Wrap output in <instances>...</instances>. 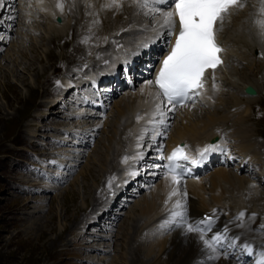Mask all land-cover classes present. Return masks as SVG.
Returning <instances> with one entry per match:
<instances>
[{
    "label": "rangeland",
    "instance_id": "1",
    "mask_svg": "<svg viewBox=\"0 0 264 264\" xmlns=\"http://www.w3.org/2000/svg\"><path fill=\"white\" fill-rule=\"evenodd\" d=\"M74 10L73 6L74 13L66 20L70 28L63 33L52 30L53 24L47 19L38 24V16L26 25L22 23L23 29L15 23L11 25L14 8L7 13L8 19L0 23V264H136L142 260L161 264L167 257L165 251L160 252L158 262V257H135L131 252L139 247L143 253L155 237L156 228H147L141 209L163 175L145 167L147 179L138 177L126 184L127 193L116 197L114 206L107 207L105 201L110 178L105 162L112 148L105 154L103 145L115 135L113 126L119 125L123 97L136 93L143 81L136 79L130 85L115 86L107 94L105 116L99 113L100 108L96 110L98 117L85 116V111L96 109L87 98L79 104L87 87L64 90V81H70L75 70L80 68V74H84L85 60L91 59L94 51L92 45L80 39L83 21L79 22L81 15ZM87 11L88 8L84 14ZM104 20L107 30L118 23L119 17L109 15ZM109 51L110 48L103 50L101 55L105 57ZM61 58L66 62L64 68L57 66ZM100 62L93 66L97 72L99 64H106ZM53 68L61 74L58 83L49 77ZM257 75L253 82L263 91L259 89L261 96L254 103H261L264 111V71ZM74 77V81L82 78ZM61 91L66 97L58 96L60 102H55ZM201 111L206 110L200 107L190 113ZM241 118L245 121L248 116L242 114ZM261 125L260 118L249 127L251 131L261 130ZM77 154L81 158L74 162ZM114 154L120 164L118 152ZM74 163L72 171L69 168ZM129 168L132 167L127 172H134ZM127 177L128 174L123 179ZM65 178L68 179L64 182ZM131 179L122 181V187ZM105 207L107 213H103Z\"/></svg>",
    "mask_w": 264,
    "mask_h": 264
},
{
    "label": "bare ground",
    "instance_id": "2",
    "mask_svg": "<svg viewBox=\"0 0 264 264\" xmlns=\"http://www.w3.org/2000/svg\"><path fill=\"white\" fill-rule=\"evenodd\" d=\"M40 1L41 0H36V3L40 4ZM70 1L71 3H73V6L75 8L74 11L79 12L81 15L80 17H78L79 22L86 20L88 21L87 23L91 22L87 19V15L84 14L87 8L89 11L91 9L93 11L94 8H98L100 10L105 6V3H107L106 0ZM108 2H110V0H108ZM57 5L58 4L56 2H53L52 0H44V4L42 5V7L47 13V21L50 20V17L52 15H60V12H62V10L57 7ZM57 8L60 10V12L57 11ZM122 8L124 9H120V7H118V11L116 9V12L111 13V16L119 17L120 20H122V23L118 22L113 24L112 26L113 29L117 31H119V29H121L122 27L128 26L134 22V16L130 13L132 9L133 12L138 13L142 17L145 16L146 10L140 12V9L137 10L136 7L131 5L123 6ZM259 9V0H249L248 5L235 12L230 17L228 23L224 25L223 41L231 45L230 52H228L229 65L221 64L216 68L214 72V83L216 85L217 82V85L214 88H211L213 86V71H209V89L201 92L200 94L205 102L203 103L205 105L202 104V107L206 111L190 114H187V111L184 117L181 118V124H174V135L171 136L170 141L166 145V154H169L172 151V148L178 142H180L182 138H184L185 134L198 139L213 135L216 131L214 129V126H216L217 123L221 125L226 124V115L217 116L221 113V108H228V106L230 105H233L236 108L237 105L241 106V104H239L242 100L239 96L240 93H232L231 96L228 97L223 95L224 91L220 93V89H222L223 87H228V84L233 85V87L235 88L237 86L239 92L240 89H243V87L247 83H250L257 87L255 82L251 81L250 73L252 72L254 75H256L261 73V71H264V58H257L252 53L253 48H264V35H261V32L258 29L257 24L255 23V21L264 18L258 15ZM62 19L63 20L61 24L53 23V25H51L52 30H54L55 32L63 33V30L70 28L68 21H66L65 18ZM154 22L157 24L156 20H154ZM142 34L143 36L140 40L144 42L148 35L144 34L143 32ZM136 44L137 41H134L131 45L135 47ZM233 45L239 46L237 50L234 49ZM221 46L223 48L225 44L221 43ZM101 54L102 52L99 55ZM138 54L139 52L137 50H131L127 53H121V55L117 56L116 53L111 50L109 51V53L106 52L104 54L105 57L101 55L100 58H98V61L100 62V60H102L103 62H106V64L104 65H107L109 62L115 64V66H111L106 69L107 71H104L106 75H111L115 73V67L117 64L123 63L125 64V67L127 65L134 66V64L136 63L135 58H139V60L143 59V62H145L147 54H145V56L143 55V57L142 55L138 56ZM151 56L152 55L149 54V58H151ZM234 63H236V65H234ZM239 64L241 67L239 66ZM147 66L150 65L147 64ZM97 70L100 71L101 68L99 67L97 68ZM157 94V90L153 87V85L149 86L147 81H145L144 84H141L139 86L136 93L127 94L123 97L124 99L121 101L118 118L119 125H122L113 126L115 135L111 136L110 138L108 137L106 143H104L103 145V148L105 146V154H108L110 152L109 150H111L112 148L111 154H108L109 159L105 162V166H109V169L107 170L108 172L113 171L117 167V158L114 152L117 151L119 154V152L124 150L125 148V143L127 141L126 138H128V136L139 135V133L141 132L137 122L140 119H144L143 122H146V120H148L150 116L153 117L154 115H156L155 108L157 104H159L161 108L164 109L163 103L158 98ZM236 95H238L239 98H237ZM257 96L246 97L247 100L245 102L249 105L256 99ZM55 102H60V98L57 97L55 99ZM208 105H210L211 107ZM182 110H185V108H183ZM248 110V106H245L243 108V115L246 114ZM241 115L240 117H238V115L233 120L234 124L239 125L242 122L241 120H244L243 118H241ZM138 116L140 117L139 120L137 119ZM167 118L168 115L165 113L163 122ZM198 123L199 126L196 127ZM150 126L153 130L159 131L158 125L156 123H151ZM163 127H166V124H163ZM236 136L240 137V144L238 147L239 152L245 153L244 148L251 151L252 153L254 152V146L251 144V142L246 140L243 133L239 134V132H236ZM150 137H153V134H151ZM187 155L191 159V156L188 153ZM132 168H129V170H134V168ZM104 170L105 168L103 165V173ZM134 172L136 171L134 170ZM165 173L166 172L164 171L163 178L155 187V191L151 198L142 206L143 208L141 209V214L146 217L145 223H150L153 226H157L165 230L167 234H165L164 236L167 235V238H163L162 235L154 237L153 239H151V246L144 250L143 253L140 252L141 248H134L131 252L133 256L139 257L141 254H143L146 258L151 256L155 258L158 257L155 260L158 262L159 256H161L160 252L165 251L164 253L167 254V257L161 264H252V259L250 256L246 255V251L242 247V244L247 242H255L258 245L259 252H257V259L254 264H256V262L261 259L260 254L264 252V246L261 245V242L258 239L249 240L244 232L245 227L241 225L245 224L247 218L245 217L241 219L239 221L241 224H238L237 219H224V216L220 211V208H224L223 203L225 202L226 195H229L230 199L236 201V203L241 202L243 196L245 195V191L249 190L250 187V185L248 184L249 181L246 178L241 177L237 173L228 169L214 170L208 181L210 198L206 199L205 195H203L204 185L200 180H198L197 176H189L187 179L185 178L183 180L182 186H180L172 182L170 174L165 176ZM128 177H130V179L133 178L129 175V172ZM122 181H124L123 178L120 180V182ZM124 184L125 182L123 183V185ZM173 188H177L180 195L172 196L171 199H169V193ZM122 189L123 187L121 186L119 190ZM181 189L183 190L182 192ZM118 191L115 192L114 189L112 191L107 190V194H109L111 197L107 198L105 201H108L109 204L112 196L114 195V198L116 194L118 195L121 192ZM186 193H189L190 196L185 195ZM177 199H181L186 204V215L188 223L201 221L202 219L199 217V214L204 212V209H208L209 213L213 215V221H211L210 223H202L200 224V227L201 229L205 230V239H211L213 235H220L222 237H225L219 244L216 245V252H213L211 249L205 247L204 242L199 238V233H187L180 226H177L174 223L166 224L164 222L169 218ZM116 200L117 199H115V202L112 206L116 204ZM166 200L168 201L167 204L165 203ZM108 204L106 205L107 207ZM107 211V209H103V213H107ZM247 223H249L253 227H249V230L253 229L254 231L255 225L257 224L258 226L256 218H254L252 221L249 220ZM184 227L186 228V224ZM261 230L264 231V226H261ZM252 233L257 232L254 231ZM256 237H259V235H256ZM143 238L144 237H142V239ZM261 241H264V238H262ZM147 262V260L136 261V264H148Z\"/></svg>",
    "mask_w": 264,
    "mask_h": 264
},
{
    "label": "snow or ice",
    "instance_id": "3",
    "mask_svg": "<svg viewBox=\"0 0 264 264\" xmlns=\"http://www.w3.org/2000/svg\"><path fill=\"white\" fill-rule=\"evenodd\" d=\"M134 3L138 8L146 9L145 14L157 21V25L153 28L155 35L151 38L152 42L165 38V42L171 44L170 50L163 56L155 80L147 82L149 86L155 84L159 90L158 98L162 97L167 104L172 106L167 110L172 111L177 105L187 106L186 101L191 100L193 96L200 95L206 82L205 73L210 69L213 71L212 79L213 87H215L214 72L217 66L222 64L219 54L224 50L217 43V37L230 14L245 6L244 0H134ZM259 3L258 15L264 17V0H259ZM113 4L120 7L118 0H110L106 6L112 7ZM57 7H62V5L58 4ZM255 23L261 35H264V18L255 21ZM173 35L174 43L167 40V37ZM148 46V42L140 45L141 48ZM155 113L161 117L160 123H163L165 111L159 104L156 105ZM137 119L139 120L140 117L138 116ZM159 134V132L156 133V135ZM154 140L155 136H153ZM186 147L185 145L175 148L167 157L168 164L146 166L166 168L168 172L165 173V176L171 174L172 182L178 185L181 177L185 174L183 172L184 165L178 162L189 161L193 165L199 163L197 160H190V157L185 153ZM161 150L162 145L157 148V151ZM217 150L219 149L209 145L203 149L200 156L203 158L205 153ZM158 158L162 160L164 156L161 155ZM137 159H144V154L139 153ZM177 169H181V171L178 172ZM129 175L134 178L137 173L132 172ZM113 179L110 178L108 182L110 191ZM179 195V190L173 188L169 193V199ZM167 202L166 200L165 203L167 204ZM186 212L185 202L177 199L165 223H174L187 233H199V238L204 242L205 247L216 252V245L225 237L213 235L211 239H205V230L201 229L200 224L210 223V218L204 217L201 221L188 223ZM243 215L244 213H240V217ZM248 250L251 251L250 248ZM260 255L261 259L256 264H264V252Z\"/></svg>",
    "mask_w": 264,
    "mask_h": 264
}]
</instances>
